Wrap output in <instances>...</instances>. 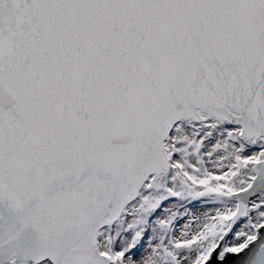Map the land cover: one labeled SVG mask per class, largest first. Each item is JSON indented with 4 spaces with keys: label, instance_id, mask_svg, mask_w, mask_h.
I'll return each mask as SVG.
<instances>
[{
    "label": "snow or ice",
    "instance_id": "6c2138e0",
    "mask_svg": "<svg viewBox=\"0 0 264 264\" xmlns=\"http://www.w3.org/2000/svg\"><path fill=\"white\" fill-rule=\"evenodd\" d=\"M0 264H264V0H0Z\"/></svg>",
    "mask_w": 264,
    "mask_h": 264
}]
</instances>
